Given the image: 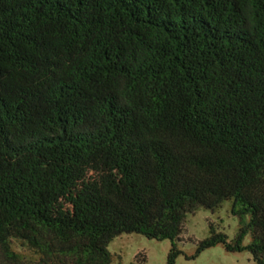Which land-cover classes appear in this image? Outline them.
<instances>
[{"label":"trees","instance_id":"trees-1","mask_svg":"<svg viewBox=\"0 0 264 264\" xmlns=\"http://www.w3.org/2000/svg\"><path fill=\"white\" fill-rule=\"evenodd\" d=\"M228 201L193 258L264 264V0H0V264H111L123 235L176 264Z\"/></svg>","mask_w":264,"mask_h":264},{"label":"rangeland","instance_id":"rangeland-1","mask_svg":"<svg viewBox=\"0 0 264 264\" xmlns=\"http://www.w3.org/2000/svg\"><path fill=\"white\" fill-rule=\"evenodd\" d=\"M233 202H225L215 212L200 209L187 217L186 231L183 241L178 243L182 252L176 264H256L248 252L229 253L223 246L206 250L197 258L196 243L209 235L210 226L225 234L229 241L234 239L239 230V220L232 214ZM249 237L245 240L248 244ZM171 242L149 240L141 235H123L109 245L112 255L111 264H137L146 259L145 264H167Z\"/></svg>","mask_w":264,"mask_h":264}]
</instances>
